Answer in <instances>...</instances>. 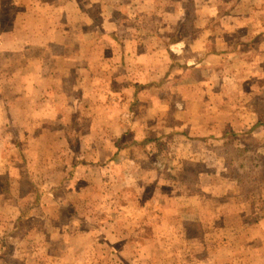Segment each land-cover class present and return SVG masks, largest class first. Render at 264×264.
Returning <instances> with one entry per match:
<instances>
[{
  "label": "rangeland",
  "instance_id": "rangeland-1",
  "mask_svg": "<svg viewBox=\"0 0 264 264\" xmlns=\"http://www.w3.org/2000/svg\"><path fill=\"white\" fill-rule=\"evenodd\" d=\"M262 34L264 0H0V264H171L181 257L162 248L196 239L199 229L222 227L230 234L209 242L227 240L230 249L218 246L216 264H264V125L255 136L239 135L244 142L236 139L226 151H202L198 157L213 163L216 178L223 171L242 180L243 201L262 203L258 214L240 226L214 217L175 220L173 212L212 215L216 204L211 197L204 203L186 199L196 190V172L187 173L183 156L173 157L168 141L164 146L150 139L146 149H128L127 135L116 141L110 123L100 124L98 138L84 136L96 126L92 119L113 118L118 102L112 92L84 97L76 90L81 68L74 56L88 49L117 54L120 47L110 36L146 35L152 42L161 36L167 64L169 45L182 38L185 56L209 62L201 71L232 70L244 49L226 40ZM103 35L108 38L101 40ZM76 64L74 74L63 78V66ZM208 80L223 82L221 76ZM246 89H232V97H258ZM88 99L99 108L85 109ZM105 101V108L98 104ZM50 117L66 118L67 124ZM185 181L192 187H184ZM159 210L165 213L161 219L152 215ZM179 230L188 235H176Z\"/></svg>",
  "mask_w": 264,
  "mask_h": 264
},
{
  "label": "crops",
  "instance_id": "crops-1",
  "mask_svg": "<svg viewBox=\"0 0 264 264\" xmlns=\"http://www.w3.org/2000/svg\"><path fill=\"white\" fill-rule=\"evenodd\" d=\"M103 38L108 37L103 35L101 40ZM108 39L115 45H119L120 51L117 54L99 55L89 49L88 52L74 54L80 59L77 64L81 68L76 90L83 93L84 97L97 96L99 91L112 92L116 94L113 95L115 96L113 98L118 102L115 109L117 112L114 111L113 118L109 120L102 118L101 121L92 119V123L97 120L96 126L94 129L90 126V129L84 132V136L90 135L98 138V134L102 133L100 124L110 123L109 134L114 135L116 141L122 135H127L128 149L139 144H142L146 149V141L148 143L150 139L158 142L163 140L164 146L169 142L166 147L170 148L169 151L174 152L175 156L173 157L179 159V156H183L182 165L192 168L196 172V181H191L196 190L187 194L186 199H200L201 203H204L203 200L207 201L206 198L211 197L217 208V213L213 212L209 216H203L202 213L184 215L186 213L173 212L175 220L183 218L202 220L214 217L218 220H233L240 226L248 215L258 214L262 203L257 207L248 203L247 197L245 199L248 202L243 201L241 197L243 192L241 191L244 183L242 180L237 178L233 180L226 173L224 175L223 171L219 173L220 177L216 178L211 171L213 163L206 162V159L200 162L198 157L202 155V151H226L227 145L229 144L231 147L236 139L244 142V139L239 138V135L246 133L248 137L252 134L255 136L257 130L262 127L260 125H264L261 110L258 111L264 98V78L262 79L264 76V34L246 37L239 41L227 39V44L232 41L233 44H239L240 51L244 49L241 52L244 54L243 58L240 59L241 62H238L240 66L232 70L219 68L213 72L201 71V67L204 68V65L209 62L200 61L197 54L185 56L188 51L187 40H181L182 38L173 42V47L169 45V49L173 52L169 64L165 61L167 42L161 36L153 38L154 42L150 36L146 35L141 37L138 35L110 36ZM249 44H254V46L249 49L242 47V45ZM182 59L185 61H181ZM77 64L71 68L63 66V78L73 73L72 68L77 67ZM178 64L182 66L180 71L175 68ZM197 71L203 72L202 75L192 74ZM176 74L180 76L175 77ZM219 76H221L222 83H209L208 79ZM170 78H172L171 83L164 84V81L168 82ZM61 86L60 89H62ZM244 87L247 88V91L250 89L258 97L246 102H239L241 98L232 97L234 90L239 91ZM63 98L64 96H62ZM109 102H99L98 104H102L105 108ZM85 104V109L89 112L87 107L99 108L93 100L88 99ZM50 119L63 124H67L68 120L66 118L61 120L58 117L54 119L50 117ZM2 122L5 123L4 119ZM119 132L121 134L115 138V134H119ZM157 145L159 146V144ZM260 152L264 154V151ZM188 158L191 162L185 164L184 160ZM183 186L192 187L189 185V181L183 182ZM218 189H221L222 192L220 193L221 190L218 191ZM220 195H227L228 199L222 202L220 198H217ZM174 201L177 204L182 203L176 198ZM220 206L223 208L228 206L225 209H229V212L221 209ZM155 214L160 219L165 216V213L160 210L152 215L155 216ZM223 229L225 228H212L209 232L207 229H199L195 234L196 239H192L190 242L183 241L180 244L177 242L174 243V248L167 247L162 250L171 251L174 255L178 254L181 257V259H172L171 264H216L217 258L214 257V254L218 251V246L226 245L230 249V242L225 240V243L214 244L209 240L215 241L217 239L215 236L222 235L224 232H226L225 236L230 234V231ZM179 231L176 235L182 233L180 237L188 235L184 234L183 230ZM139 232L140 230L137 229L134 234L137 235ZM142 245H133V247L138 246V249L144 251L142 249L145 246ZM200 251L203 253L197 254ZM188 253L191 254L188 256ZM182 254H185L184 258Z\"/></svg>",
  "mask_w": 264,
  "mask_h": 264
},
{
  "label": "trees",
  "instance_id": "trees-1",
  "mask_svg": "<svg viewBox=\"0 0 264 264\" xmlns=\"http://www.w3.org/2000/svg\"><path fill=\"white\" fill-rule=\"evenodd\" d=\"M186 171H187V173L189 172L188 174H194V170H193L192 168H186ZM196 179H197V178L195 177V179H193V180L196 181ZM83 220H84V221H87V222H90L86 217H82V221H83ZM90 223H91V222H90Z\"/></svg>",
  "mask_w": 264,
  "mask_h": 264
}]
</instances>
